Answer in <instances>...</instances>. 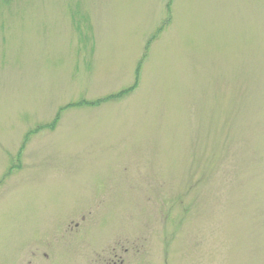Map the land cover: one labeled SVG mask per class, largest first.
I'll list each match as a JSON object with an SVG mask.
<instances>
[{
  "label": "rangeland",
  "instance_id": "rangeland-1",
  "mask_svg": "<svg viewBox=\"0 0 264 264\" xmlns=\"http://www.w3.org/2000/svg\"><path fill=\"white\" fill-rule=\"evenodd\" d=\"M0 264H264V0H0Z\"/></svg>",
  "mask_w": 264,
  "mask_h": 264
}]
</instances>
